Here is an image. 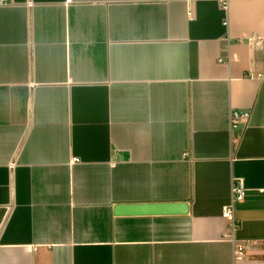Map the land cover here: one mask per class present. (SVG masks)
Returning a JSON list of instances; mask_svg holds the SVG:
<instances>
[{
    "label": "crops",
    "instance_id": "1",
    "mask_svg": "<svg viewBox=\"0 0 264 264\" xmlns=\"http://www.w3.org/2000/svg\"><path fill=\"white\" fill-rule=\"evenodd\" d=\"M0 264H264V0L0 5Z\"/></svg>",
    "mask_w": 264,
    "mask_h": 264
},
{
    "label": "built area",
    "instance_id": "2",
    "mask_svg": "<svg viewBox=\"0 0 264 264\" xmlns=\"http://www.w3.org/2000/svg\"><path fill=\"white\" fill-rule=\"evenodd\" d=\"M72 0H66V2H71ZM10 0H0V5L9 3ZM222 5L226 9L228 8V0H222ZM190 13V12H189ZM224 24H228V20L224 21ZM242 42V39L239 40ZM223 60V59H221ZM250 117V112L247 110H232L230 112V125L231 128H237L238 126L245 124ZM73 161H77V159H73ZM246 195V186L243 180L238 179L234 180L233 188H232V199L231 201L225 206L224 209V217L229 221L230 233L227 234L229 240L234 244V256L236 258H242L245 244L236 243L238 239L236 238V232L239 228L238 220L235 217L234 209L235 204L237 202H241L244 200Z\"/></svg>",
    "mask_w": 264,
    "mask_h": 264
},
{
    "label": "water",
    "instance_id": "3",
    "mask_svg": "<svg viewBox=\"0 0 264 264\" xmlns=\"http://www.w3.org/2000/svg\"><path fill=\"white\" fill-rule=\"evenodd\" d=\"M185 202L122 203L115 207L117 215H173L188 212Z\"/></svg>",
    "mask_w": 264,
    "mask_h": 264
}]
</instances>
